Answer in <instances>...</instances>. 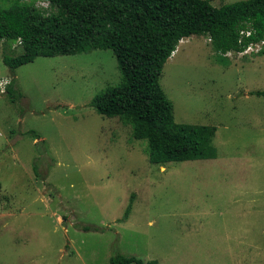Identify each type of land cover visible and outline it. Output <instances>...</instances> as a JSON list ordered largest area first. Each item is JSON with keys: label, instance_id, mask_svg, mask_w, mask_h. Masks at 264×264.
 Wrapping results in <instances>:
<instances>
[{"label": "rangeland", "instance_id": "1", "mask_svg": "<svg viewBox=\"0 0 264 264\" xmlns=\"http://www.w3.org/2000/svg\"><path fill=\"white\" fill-rule=\"evenodd\" d=\"M262 46L221 56L206 36L179 41L159 82L176 122L216 126L218 155L160 165L91 104L121 80L111 49L11 70L0 41V82L22 94L0 87V264H264V96L250 94L264 90Z\"/></svg>", "mask_w": 264, "mask_h": 264}, {"label": "trees", "instance_id": "2", "mask_svg": "<svg viewBox=\"0 0 264 264\" xmlns=\"http://www.w3.org/2000/svg\"><path fill=\"white\" fill-rule=\"evenodd\" d=\"M37 1H47L49 10ZM206 36L221 56L263 44L264 0H240L214 6L210 0H0V41L3 62L11 70L37 57L72 55L91 49H111L120 82L92 100L105 117L129 124L135 139L147 142L151 163L215 159L216 126L183 124L174 120L171 101L159 78L179 41ZM14 44L22 52L12 56ZM13 78L6 86L10 98ZM16 94V97H15ZM250 94L264 96V90ZM133 196L122 219H127ZM110 264L144 263L116 253Z\"/></svg>", "mask_w": 264, "mask_h": 264}, {"label": "built area", "instance_id": "3", "mask_svg": "<svg viewBox=\"0 0 264 264\" xmlns=\"http://www.w3.org/2000/svg\"><path fill=\"white\" fill-rule=\"evenodd\" d=\"M248 47H250V46H248ZM248 47H247V48H248ZM6 83H7V82H0V87L3 86V85H4V87H5V86L7 85ZM4 87H3V89H4Z\"/></svg>", "mask_w": 264, "mask_h": 264}]
</instances>
